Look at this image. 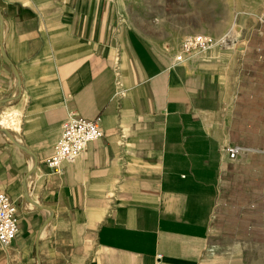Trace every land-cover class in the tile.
Returning <instances> with one entry per match:
<instances>
[{"label": "crops", "instance_id": "1", "mask_svg": "<svg viewBox=\"0 0 264 264\" xmlns=\"http://www.w3.org/2000/svg\"><path fill=\"white\" fill-rule=\"evenodd\" d=\"M225 4L0 0V190L19 214L0 264H232L223 246L264 239V7L236 12L256 21L240 45L174 61L231 29ZM73 114L104 133L54 170Z\"/></svg>", "mask_w": 264, "mask_h": 264}, {"label": "built area", "instance_id": "2", "mask_svg": "<svg viewBox=\"0 0 264 264\" xmlns=\"http://www.w3.org/2000/svg\"><path fill=\"white\" fill-rule=\"evenodd\" d=\"M215 36L206 33H195L185 37L179 53L174 56V61L182 62L188 56L200 54L215 42ZM100 118L88 119L84 116L73 114L63 124L61 136L55 142L54 152L47 158L48 165L59 170L65 162L74 160L82 153L89 142L103 135ZM239 146L227 145L231 158H235ZM19 214L15 201L5 190H0V245L7 246L18 233Z\"/></svg>", "mask_w": 264, "mask_h": 264}, {"label": "rangeland", "instance_id": "3", "mask_svg": "<svg viewBox=\"0 0 264 264\" xmlns=\"http://www.w3.org/2000/svg\"><path fill=\"white\" fill-rule=\"evenodd\" d=\"M226 0H217V18L224 16V11L229 8V4H225ZM229 1V0H228ZM253 1V2H252ZM252 3H255L251 5ZM187 4H180L179 6H186ZM191 5V4H190ZM232 5H233V15L232 19L229 21L231 24V29L237 34L238 36V42L235 46H238L242 43L245 35L247 34L249 27L256 22L254 20H240L236 19V12L242 10H247L249 5L253 6L251 9L254 11L256 14H260L264 7V0H232ZM213 8V7H211ZM206 12H209V5H206ZM245 15V14H244ZM224 20L220 19L217 22L221 23ZM212 35V34H211ZM223 36V34H221ZM221 36H215V42L221 37ZM150 37V36H149ZM186 37V36H185ZM183 37L181 39V43L185 39ZM151 39L157 40L158 42L161 41L163 38L161 37H156L152 36L150 37ZM218 38V39H217ZM163 43V42H162ZM213 43V44H214ZM165 44V43H163ZM219 44L223 46V41L219 40ZM234 46V47H235ZM181 47V46H180ZM262 241V242H261ZM218 245L213 244L210 247V254L217 255L216 252H218ZM223 251H231V263L232 264H264V239L260 240L259 243H248V244H242V245H229V246H223ZM213 255V256H214Z\"/></svg>", "mask_w": 264, "mask_h": 264}, {"label": "bare ground", "instance_id": "4", "mask_svg": "<svg viewBox=\"0 0 264 264\" xmlns=\"http://www.w3.org/2000/svg\"><path fill=\"white\" fill-rule=\"evenodd\" d=\"M222 34H223V36H221L219 39L217 38L218 40L216 41V43H214L211 46H213V47L216 46L217 44H219V40H221L224 43L223 47L234 48V46L238 42L237 34L232 29L225 30Z\"/></svg>", "mask_w": 264, "mask_h": 264}]
</instances>
